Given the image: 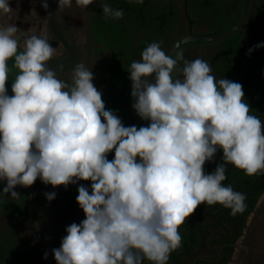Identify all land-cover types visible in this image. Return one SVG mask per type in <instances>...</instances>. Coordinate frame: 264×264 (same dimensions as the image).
<instances>
[{
	"label": "clouds",
	"instance_id": "clouds-1",
	"mask_svg": "<svg viewBox=\"0 0 264 264\" xmlns=\"http://www.w3.org/2000/svg\"><path fill=\"white\" fill-rule=\"evenodd\" d=\"M93 3L75 0L82 9ZM72 4L58 0V9ZM100 7L106 19L124 16L108 3ZM12 19L9 0H0V196L16 198V186L37 178L53 188L90 182L77 188L85 218L52 249L56 264H168L182 245L180 227L199 205L219 204L232 216L246 210L245 194L222 184L227 164L264 174V122L251 114L240 83L217 80L207 61H189L182 50L167 54L154 41L127 70L131 106L149 123L126 127L105 109L92 67L78 63L71 83L59 79L48 67L59 46L49 43L46 27L22 31ZM10 59L18 73L11 96ZM218 150L221 162L205 174ZM44 195L50 202L56 193Z\"/></svg>",
	"mask_w": 264,
	"mask_h": 264
},
{
	"label": "trees",
	"instance_id": "trees-1",
	"mask_svg": "<svg viewBox=\"0 0 264 264\" xmlns=\"http://www.w3.org/2000/svg\"><path fill=\"white\" fill-rule=\"evenodd\" d=\"M108 3L122 9V19H106L100 5ZM242 0H143L142 4L129 0H94L90 5L88 30L90 48L88 58L97 60L92 69L95 87L102 92L106 110H112L124 126H147L132 108L131 81L128 68L133 60H140L143 49L152 42H161L166 53L177 41L191 36H216L231 30L237 23ZM264 43V0H249L241 27L232 35L217 41H194L181 45L184 58L207 61L217 80L226 78L242 85L244 100L251 114L264 122V47L248 50ZM73 48V46H72ZM74 59L51 65L50 68L71 70ZM175 52L173 53L174 56ZM182 66V65H181ZM67 70V71H68ZM66 71L60 72L61 76ZM174 75H179L174 73ZM71 83V76L64 77ZM222 151H217L212 162L203 166L211 174L221 162ZM114 158V151L107 159ZM227 179L234 191L245 194L247 205L242 214L230 215V210L216 204H201L180 227L182 245L170 254L168 264H231L238 241L245 236L248 219L258 214V204L264 194V174L247 176L231 164L226 165ZM89 181L57 186L41 183L38 178L32 197V219L38 239L50 260L56 264L52 249L59 248L65 229L79 224L84 213L76 203L77 188ZM5 184L0 183V191ZM19 196H0V264H50L43 258L28 224V191L15 188ZM55 192L52 201L45 193ZM144 264H150L145 261ZM252 264L248 256L247 263Z\"/></svg>",
	"mask_w": 264,
	"mask_h": 264
},
{
	"label": "crops",
	"instance_id": "crops-1",
	"mask_svg": "<svg viewBox=\"0 0 264 264\" xmlns=\"http://www.w3.org/2000/svg\"><path fill=\"white\" fill-rule=\"evenodd\" d=\"M44 2L48 3L47 10L41 7V4ZM51 2L52 0H9L10 6L13 8L12 20L14 21V24L22 31V26L27 25L28 27L35 26L38 31L44 26L48 32V18ZM33 10L35 15L32 14ZM89 12L90 5L85 9H82L75 5V0H73L72 7L66 8L63 11H60L57 5L55 12V26L58 32L71 45V47L73 46L75 52L76 49L80 47L83 56L85 55L87 59L89 54V50L87 49L90 48V44L88 45V43H86L85 33L90 42L88 30ZM82 13L84 14L83 16ZM20 24L22 25L20 26ZM83 37L85 38V41ZM78 56H80V54H78Z\"/></svg>",
	"mask_w": 264,
	"mask_h": 264
},
{
	"label": "water",
	"instance_id": "water-1",
	"mask_svg": "<svg viewBox=\"0 0 264 264\" xmlns=\"http://www.w3.org/2000/svg\"><path fill=\"white\" fill-rule=\"evenodd\" d=\"M248 1L249 0H242V8H241V13H240V17L236 23V25L229 31H227L226 33L220 34V35H216V36H202V35H191L188 37H185L179 41H177L175 44L172 45V47L169 49V51L167 52V54L173 55V53L176 51L177 48H179L181 45L188 43V42H194V41H205V42H212V41H217V40H221L224 39L230 35H232L233 33H235L243 24L246 14H247V10H248ZM58 5V0H52L51 2V7H50V13H49V18H48V29L49 31L47 32L48 34V38H49V43L53 46H59V51L60 54L55 57L53 60L48 62V67L60 62H65V61H70L72 59H74V50L71 47V45L61 36V34L58 32L56 26H55V12H56V8ZM12 23H14V21H11ZM22 24H20L21 26ZM23 27V31H26L28 28L27 25L22 26ZM38 31V30H37ZM66 54V55H64ZM14 60L10 59L8 61V66L11 70V74L9 76V79L6 83V88H7V94L9 96L12 95L11 92V84L13 82L14 79V75L18 74L16 72L15 69L12 68ZM38 179V178H37ZM37 181V180H36ZM30 187H22V186H16L17 189H22V190H27L28 191V224H29V228L30 231L32 233V236L37 244V246L40 249V252L42 254V256H44V253L46 252L43 248V246L40 243V240L37 237L35 228H34V224H33V219H32V197H33V191H34V187H35V183ZM0 183L6 184L5 181H0ZM237 248L242 250V256L240 257L239 261L237 262V264H246L247 263V259L249 256V249L247 246L245 245H237ZM50 264H54L50 258L47 256L46 259Z\"/></svg>",
	"mask_w": 264,
	"mask_h": 264
},
{
	"label": "rangeland",
	"instance_id": "rangeland-1",
	"mask_svg": "<svg viewBox=\"0 0 264 264\" xmlns=\"http://www.w3.org/2000/svg\"><path fill=\"white\" fill-rule=\"evenodd\" d=\"M83 15L84 14L82 13V16ZM85 36H86V43H88V45H89L90 42H89V38H87L88 36L86 33H85ZM84 41H85V38H84ZM85 49H84V54H85ZM87 50L90 51L91 49L88 48ZM78 53L80 54V56H78L77 63L83 62L86 64L87 67H89V68L92 67V69H94L98 66L97 60L96 61L93 59L90 60V58L87 59L85 57V55L83 56V52H82V49L80 47H78ZM64 55H66V54H64ZM51 69H53L56 72L57 77L61 80H65L64 77L65 78L66 77L68 78V76L70 77L71 72H72V69L71 70H68V69L63 70V68L62 69L51 68ZM61 70L66 71V72H64V74H66L67 76H64V77L61 76L60 75ZM92 83L95 85L94 79H93ZM258 208H259L258 214L256 216L252 215L248 219V229H247V231H245V236L242 237L237 243L238 245L243 244V245L248 247L249 257L251 258L252 264H264V194L259 201ZM236 249L237 250L235 252V255L233 257V262L231 264H237L240 257L242 256V250L239 248H236Z\"/></svg>",
	"mask_w": 264,
	"mask_h": 264
}]
</instances>
